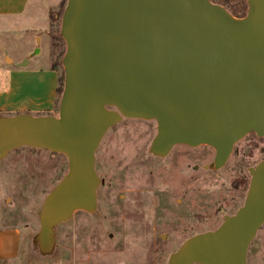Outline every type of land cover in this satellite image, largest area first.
Here are the masks:
<instances>
[{"label": "water", "instance_id": "water-1", "mask_svg": "<svg viewBox=\"0 0 264 264\" xmlns=\"http://www.w3.org/2000/svg\"><path fill=\"white\" fill-rule=\"evenodd\" d=\"M246 5L235 18L209 0H66L57 116L0 117V161L20 148L66 159L37 212L31 244L41 257L54 252L57 227L74 213L96 214L95 152L123 119L155 122V158L176 146L211 148L204 168L213 171L246 135L264 138V0ZM249 172L235 214L186 239L167 264H247L264 225V160Z\"/></svg>", "mask_w": 264, "mask_h": 264}, {"label": "rangeland", "instance_id": "rangeland-1", "mask_svg": "<svg viewBox=\"0 0 264 264\" xmlns=\"http://www.w3.org/2000/svg\"><path fill=\"white\" fill-rule=\"evenodd\" d=\"M60 3L28 0L23 15L0 20V90L8 86L6 61L17 65L21 57L28 59L37 50L28 59L29 66L21 68L27 74L18 80L26 83L27 95L35 99L34 71L44 73L51 98L44 106L53 107L51 116L58 113L60 98L55 93L60 83L48 70L54 54L47 32L60 29L58 13L66 2ZM64 49L58 44L55 54ZM61 72L62 66L58 77ZM61 85L63 88V80ZM155 129L153 121L123 119L107 131L95 152V171L101 182L97 212H76L59 225L55 250L44 258L31 244L39 230L37 212L65 174L66 159L29 148L17 149L2 159L0 264H167L170 254L186 239L215 230L224 215L233 214L242 204L246 193L247 184L238 189L233 181L236 174L228 171L237 157L216 173L202 168L211 159L207 147H175L159 160L148 154ZM253 140L264 149V138ZM263 158L264 154L258 155L249 166ZM194 165H198L197 171ZM246 262L264 264V225L248 247Z\"/></svg>", "mask_w": 264, "mask_h": 264}, {"label": "crops", "instance_id": "crops-1", "mask_svg": "<svg viewBox=\"0 0 264 264\" xmlns=\"http://www.w3.org/2000/svg\"><path fill=\"white\" fill-rule=\"evenodd\" d=\"M28 0H0V20L6 17H16L21 16L26 12ZM2 22V21H1ZM48 33V32H47ZM33 49V48H32ZM30 49L29 52L32 50ZM26 59V55L18 60V64L14 65L11 60L6 61L8 66V86L5 89L0 90V115L2 116H14L18 114H30L32 116H44L51 115L53 107L46 109L44 102L48 103L51 101L49 97L48 85L44 81V73L36 72V87L34 92L37 97L33 99L30 95H27L25 87L27 86L25 82H20L18 79L25 76L27 73L21 71L22 67L19 64ZM30 61H27L29 66ZM25 66V67H26ZM50 67H49V69ZM53 72V71H52ZM54 78L58 80L57 72H54ZM46 82V83H45ZM56 94V93H55ZM29 97V99H28ZM31 99V100H30ZM53 101V99H52ZM46 109V110H44Z\"/></svg>", "mask_w": 264, "mask_h": 264}, {"label": "flooded vegetation", "instance_id": "flooded-vegetation-1", "mask_svg": "<svg viewBox=\"0 0 264 264\" xmlns=\"http://www.w3.org/2000/svg\"><path fill=\"white\" fill-rule=\"evenodd\" d=\"M250 137V138H252V140H247L246 141V137ZM253 137H254V139H260V137H257L254 133H250V134H248V135H246L242 140H240L239 142H237L234 146H233V148H232V151H231V154H230V156H229V158H228V160L226 161V163H225V165L221 168V169H219V170H217V171H221V170H223L225 167H227L228 166V164H230V159L233 157V158H236L237 157V161L235 160V161H233V163H232V165H231V168H229L228 169V171H230V172H232V173H235L236 174V178L233 180L235 183L237 182V184H238V189H243L244 187L243 186H245L246 184H247V187H248V184H249V181H250V169H253L255 166H253V167H251V166H249V162L250 161H252L253 159H256V157L258 156V155H263L264 154V149H259L258 148V146H257V144H256V141L255 140H253ZM241 141H243V144L241 145H238ZM176 147H187V146H176ZM175 148V147H174ZM173 148V149H174ZM190 148V147H189ZM207 148H209V147H207ZM172 149V150H173ZM211 151H212V154H211V159H210V161L205 165L204 164V166H202V168L206 171V172H214V173H216L217 171H213V170H206L204 167L205 166H207V165H209L212 161H213V157H214V151L211 149V148H209ZM172 150L169 152V154L172 152ZM181 153H182V157L184 158L185 157V155H184V151H181ZM258 153V154H257ZM168 154V155H169ZM167 155V156H168ZM166 156V157H167ZM165 157V158H166ZM165 158H157V159H159V160H163V159H165ZM264 160V158L262 159V160H260V162L261 161H263ZM229 162V163H228ZM188 166V165H187ZM193 169L195 170V171H197V169H198V165H194V167H193ZM247 179H248V182H247ZM246 181V182H245ZM246 191H247V188H246ZM245 195H246V193H245ZM244 198H245V196H244ZM244 198H243V201H244ZM243 201H242V204H243ZM176 203H179L180 201L179 200H176L175 201ZM241 204V205H242ZM241 205L239 206V207H241ZM239 207L236 209V211L239 209ZM218 211H220V210H218ZM235 211V212H236ZM235 212L233 213V214H235ZM233 214H229V215H224L223 217H222V221H221V223L223 222V218L225 217V216H232ZM221 223H220V225H221ZM219 225V226H220ZM218 226V227H219ZM217 227V228H218Z\"/></svg>", "mask_w": 264, "mask_h": 264}, {"label": "trees", "instance_id": "trees-1", "mask_svg": "<svg viewBox=\"0 0 264 264\" xmlns=\"http://www.w3.org/2000/svg\"><path fill=\"white\" fill-rule=\"evenodd\" d=\"M211 3L220 5L224 9H226L233 17L235 18H242L245 16L247 12V5H246V0H209ZM66 2V0H61V6ZM62 8L60 7V11L58 13V22H60V18L62 15ZM49 18H52V12L49 13ZM48 36L51 40V49L54 54V59L50 65V69L53 72H58V67H61V58L63 55V52L60 54H55V52L58 49V44L64 45V42L62 38L60 37L59 30L56 32H48ZM64 78L63 70L61 72V75L58 77V84L60 85L57 86L56 88V97L58 96V99L60 98L59 96L61 95L62 92V85L61 82ZM2 115H0L1 117Z\"/></svg>", "mask_w": 264, "mask_h": 264}]
</instances>
